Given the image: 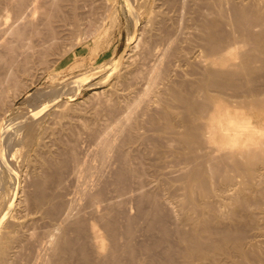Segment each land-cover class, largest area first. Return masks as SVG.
<instances>
[{"label":"rangeland","instance_id":"rangeland-1","mask_svg":"<svg viewBox=\"0 0 264 264\" xmlns=\"http://www.w3.org/2000/svg\"><path fill=\"white\" fill-rule=\"evenodd\" d=\"M17 1L19 2L20 0H0V34H2L0 35V78L2 79L0 82H5L3 85L0 83V89L5 90L3 88L5 86L7 89L5 90L7 94L4 96V99L7 97V100H5L3 105H0V130L3 131L2 133L5 134V138L10 143L12 159L14 158L15 160H13L16 162L14 170L5 166L3 162H0V237L1 235L3 236L0 238V249L3 246L5 247L4 257L6 261L8 260L7 263L10 264V260L14 258L15 260L12 259L13 262L18 261V264H44L47 262L46 259L49 262L48 264H53L52 260H55V256L52 257L53 254L48 246V239H50L53 231L64 236L67 234V238L69 237V239L74 240L77 235L74 222L79 220L82 216L81 214H83V217L80 218L81 221H85L86 223L91 221L92 216L89 215V208H86L88 207L89 200L85 193L103 189L102 192L105 193V196L114 197L125 184L124 196L119 195V192L117 194L118 197L115 198V196L112 199L114 205H118L115 206L116 208L113 207L116 215L120 216L123 214L121 216L122 221L118 218L119 223H122L121 226H124L126 223L124 213H127L126 217L134 216V219L137 218L134 220V223L138 225L135 226L133 223V228L136 230L135 239L137 241L135 240V242L138 244L142 242L143 245H152L162 240L158 248L159 251L169 243L177 244L178 237L173 233L176 227L175 217L181 216L182 212L187 210V208L185 210L182 209L183 205L188 203L186 202L187 198L184 199L186 196H183L186 192H184L185 190L182 188L183 183H181L182 171L187 167L191 169L194 164L184 161L186 157L191 158L192 153L185 149V146L183 147L177 142L174 131H172V134L171 131H168L169 129H166V119L164 118L166 115L169 116L170 113L169 117L173 116L170 119L173 125H175L174 130H182L180 121L178 120L181 118V115H184L183 113L185 115L188 113L183 108L184 104L182 105L179 102L180 100L183 102L182 98L179 100L176 97L180 94L182 96V93L185 94L186 92L190 93L194 91L195 93L192 81L195 80V77L200 76L202 67L199 65L197 59H204L206 54L209 59V56L212 54L204 47L206 53H203L205 50L202 52L204 56L201 53V49H203H200L202 35L198 29L201 22L203 23L204 20L211 19L212 16H217L215 17L217 19L221 20L223 18L226 24L225 27H227V29L225 28L226 31H234L237 24L231 25L229 22L231 17L229 4L234 1L241 2L242 4L247 0H228V2L227 0H221V2L217 0L218 5L215 2L216 0H37L38 3H36L41 6L43 5V9L46 7V13H49L50 19L52 18L50 24L55 23L50 26L53 30L55 27V37L57 38L52 42H49L50 33L47 34L50 27L48 30V26L44 23L46 15L40 13V10H37L39 12L33 10V3L30 2L32 0H21L23 1L21 4ZM50 1L56 2V5ZM16 3L20 6L22 5L19 7L21 11L24 10L23 13L32 14L31 16L26 15L27 17L24 16L25 19L28 18L25 20V23L28 20L26 25L19 24V27H21L19 32L21 34L13 33L9 29L7 30L9 25L14 22L15 16L18 13L16 12L18 10H15L17 9L16 5H18ZM216 8L223 11L220 13ZM214 9L219 12V16L223 14L221 15L222 18H218V14L216 13V15L213 12L215 11ZM23 13L22 15H24ZM42 16L44 19H42ZM21 23L24 22L22 21ZM22 27L25 29L23 30ZM34 28H38L37 34L34 33ZM237 32L236 35L239 38L240 44L239 50H243L245 46H243L242 37L240 39V33ZM136 37L140 39L138 40L139 43L136 40L138 45L134 41ZM30 40L35 44L34 49L36 52L35 50L31 51L33 54L29 52L31 49L23 47L24 43ZM128 53H130L129 56L127 55ZM198 53H201L202 55H199L202 57L197 58L199 57ZM26 56L28 57V72L24 74L18 72L15 76L16 80L13 76L6 80L7 70H10V61L17 60L16 63H20L19 65L13 64V72H15L16 67L19 69L23 65L22 62L24 61L23 59L27 58ZM258 84H260L259 81ZM180 89L182 93L180 92L179 94ZM174 91H176V96H174L175 93L173 94ZM211 94H214V91ZM194 97L196 98V96ZM223 99L225 101L230 100V98L225 97ZM39 104L41 111L36 118L18 123L20 121L18 118L22 116L25 110L30 107H37ZM164 111H168L169 113L165 112L164 114ZM179 111L183 113L181 114ZM249 113L256 115L253 119L254 121L257 120L255 128L261 130L256 134L255 140L261 141V138L264 140V112L254 109ZM126 116L129 118L126 119ZM152 120L153 122H151ZM25 122L27 123L26 125L24 124ZM30 122L31 124H29ZM176 126L178 129H176ZM122 130L123 132H121ZM118 133L122 134L119 135ZM262 150L264 151V145L258 151V154L261 155L260 157L264 156V152L261 153ZM103 152H107V155ZM120 152L123 154L127 153V167L129 168L130 166L131 168L134 167V170L137 169V174L140 177L133 180L134 176L128 173V175H125L127 178L123 179V177V180L121 179L124 181V185L120 181L123 187L121 184L118 185L119 181H117L119 180L117 174L122 166L118 156ZM260 157L257 159L261 160ZM189 158L186 159L188 160ZM131 161L134 162V166ZM64 181L65 183H63ZM135 185H139L137 187L138 190ZM82 190L84 192L88 190V192L84 193ZM166 192L170 194L167 195ZM151 193L156 194V196L160 195L158 197L160 200L162 198L167 201V204L162 206L161 211L163 216H165V227L170 231V234L167 236L168 240L163 238L162 226L160 224L157 225L159 222L152 220L153 217L155 219L156 217L149 208L151 207L150 202L146 199V194L151 195ZM20 196L21 202L18 205L17 201ZM119 197L120 200H117ZM117 201L119 203H116ZM120 202L123 204H120ZM126 203L129 204L126 205ZM64 204L69 206L68 209ZM52 207H54L53 210L50 209ZM48 209L52 210L51 213ZM77 210L82 211L81 214H78L79 211ZM138 210L143 211L138 212ZM44 211H47L46 214ZM61 212L63 215H61ZM65 212L71 213H68L70 218L64 216ZM84 215L86 216L85 218ZM15 216L23 222L18 226L14 225L15 227H12L13 222H11V218L13 219ZM62 217L63 219L61 220ZM65 219L69 220H66L67 222L63 221ZM182 227L188 231L187 226L182 225ZM21 230L22 232H20ZM100 231L102 230L100 229ZM105 235L102 232L104 241L102 252L105 253H101L100 256L98 255L99 257L94 256V263H99L106 257L109 239ZM259 245L263 246V243L259 242ZM14 253L16 254L14 255ZM122 258L125 260L124 257ZM62 259L64 260V264H82L80 259L76 255L72 256L71 253L64 254Z\"/></svg>","mask_w":264,"mask_h":264},{"label":"bare ground","instance_id":"bare-ground-1","mask_svg":"<svg viewBox=\"0 0 264 264\" xmlns=\"http://www.w3.org/2000/svg\"><path fill=\"white\" fill-rule=\"evenodd\" d=\"M51 1H55V0H51ZM21 2L23 3V1H21V0L18 3L21 4ZM30 2L33 3V10L34 11L39 12L37 10H40L41 11L40 13H43L46 15V19H45L44 23L48 26L47 27V29H48L52 24V23L50 24L52 18L50 19L49 13H46V11H47L46 7L44 8L45 9L44 10L42 8L43 5L41 6V5L37 4L38 3L37 0H32ZM215 2L217 3V0ZM220 2H221V0H220ZM227 2H228V0H227ZM18 3H16V4H18ZM51 3H54L56 5V2H51ZM19 4L16 5L17 9H15V10H18V11H16L18 13L15 16L14 22L11 23V25H9L8 28L7 27L6 28H7V30L9 29L10 31H12L13 33L21 34V32H19V29L21 27H19V26L23 25V24L26 25L28 20L26 21V23H25V20L28 18L25 19L24 16H26L28 14L23 13L24 10L23 11L20 10L21 9L20 7L22 5L20 6ZM218 4L219 3H217V5ZM229 6H230L229 7L230 12L229 13L231 14V17H232V18L230 17L229 22L231 25L235 24V23L237 24L236 26L239 28H237L235 26L236 28H234V29H236V30H234V31L230 30L231 32L226 31V29H227V27H225L226 24H225L223 18L221 17V15H223V14H220V16H219V12L216 11L217 8L214 9L216 12L215 11H213V12L215 14L217 13L218 18L219 17L222 18L221 20L215 18L217 16H212L211 19H208V17H207L208 20H206V21L204 20V22L203 23L201 22V25H199V28L197 27L201 31V35L203 36V39L201 36L202 44L200 45L201 46L200 49L204 47L205 49H208L207 51L209 53H212V54L210 55L208 53L210 55L209 59H208V56H206L207 54L204 56V54L206 53V50L204 48L201 49L202 50L201 53L205 50L203 52L204 54L202 53L204 56V59H203V58H200V56L202 54L198 53L199 57H197V58H200V59H197V61H198L199 65H201L202 67H201V70L198 69V70H200V74H199L200 76H198L197 78L195 77L194 78L195 80L193 79L194 81H192V84L195 87V93H194V91H192L190 93L186 92V90L188 88L185 90V92L188 94H186L185 92H184L185 94H183L181 92V89L179 92L177 91L179 94L181 92L182 96H180L181 94L180 95L178 94L180 97L177 96L176 98H179V100H180V98H182L183 102H181V100L179 102L182 103V105L184 104L183 108H185L187 113H188L185 115V113L182 112L184 115L183 116L181 115V118L179 117L180 119L178 121H180L179 123H180V127L182 128V130H180V131L174 130L175 125H173V122H171V119H170L173 116L169 117L170 113L168 111H164V114H165V112L169 113V116L166 115L165 118L163 117L164 119H166V124H165L166 129H169L168 131L169 132L171 131V133H172V131H174V133H175L174 135L177 136V137L175 136V138L177 139V142L180 143L183 147L185 146V149H187L188 151H190L192 153L191 158L186 157L184 155V157L189 158L188 160L185 158L186 160L184 159V161L189 162V163L192 162L194 164V165H192L193 167L190 166V167H192L191 169H189V167H187L188 168V170H187V168L185 167L186 169H184V171H182L183 175H182V182L181 183H183L182 188H184V190H185L184 192H186L185 195L183 194V196H186L184 199L187 198L186 202H188V203L184 204V205H183V203H181L184 206L182 210H185V208H187V210L183 211L182 214L179 213V214H181V216L175 217L176 227L174 228L173 233L178 237V243H177V241H176L177 244L169 243L163 249H160V251L158 250V248L160 247L162 240H160L161 242H157V243L155 242L152 245H143L142 242L140 244H138L137 242H135V240H136L135 239V231L136 230L133 228V226L135 225L134 220H136L137 218L134 219L133 218L134 216L131 217L130 215H129L130 217H126L128 214L124 213L125 212L124 211L123 213L125 216L124 218L126 220V223L124 226H121L122 223L121 224L119 223V220H121V216L123 214L121 213L122 215H120V216L116 215L114 208H116L115 206H118V205H116V204L114 205V202L112 199H114L115 196H116L115 198H117L118 197L117 194H119V192H120L119 195L124 196V194H125L124 188L126 187L125 186L126 184L124 185V181H122V180L125 179V177H126L125 175H128V173H129V175L130 174L133 175L134 176L133 180H134V178L139 177V174H137V172H138L137 169L134 170L135 169L134 167L133 168H131L130 166H129V168L127 167V164H126V160L128 158V157L126 158V156H128V155H126L127 153L123 154L122 152H120L118 156H119L120 163L122 166H121V169L119 170V172L117 174V177L119 179L117 181H119L118 185H120L122 183L124 185V187L121 184V186L123 188L120 187L121 189L118 191V193L116 195H114V197L110 196L111 199L109 196H108L109 197L108 198L107 196L104 195L105 193L102 192L103 189L102 190L99 189L97 191L95 190V192L94 191L88 192V190L85 191L88 193H85L82 190L88 196L89 204L87 205L88 207H86V208L87 209L89 208V213H90L89 215L92 216L90 219L91 221L88 220L89 222H87V223L85 221H81L80 218L83 217V214H81L82 211L81 212L79 211V210H81L80 209L81 207H80V208H78L79 210H77V211H79L78 214H81L82 216L80 217V215H79L80 221L76 220V222H74L75 223L74 228H75V232L77 234L76 235L77 238L75 237L74 240H71V239H69V237L68 238L66 237V235H67L66 233H65L66 235L64 236V235H60L58 233H54V231H53V233L50 235V239H48L49 250L53 254L52 257L55 256V260H52L54 258L51 259L54 262L53 264H64V260L62 259V257L66 253H69V254L71 253L72 256L76 255L80 259L82 264H264V156L260 157L261 155L258 154L259 149L261 150L262 145H264V140H262V138L260 139L261 141L255 140L256 134L259 133L261 130L259 128H255L256 127L255 124H256L257 120L254 121L253 119H254V116H256V115H252L249 113L251 110H254V109H259V112H264V0H247L245 3H242V4H241V2L238 3V2L234 1V2H231L229 4ZM219 8H221V7H219ZM218 11H220V10H218ZM221 11H223V10H221ZM221 11H220V13H221ZM22 13L24 15H22ZM31 15H28V16H31ZM23 18H24V20H22ZM42 19H44L43 16H42ZM22 21L24 23H21ZM181 22H182V20H181ZM54 24H52V25H54ZM6 28H5V31H6ZM22 29H23V27H22ZM37 29L34 28L35 34L38 33ZM50 30L48 31L47 34L50 33L49 42L50 41L52 42V41H55V38H56L55 37V27H54V30L51 29V27H50ZM20 31H22V30H20ZM237 31L240 33L239 34L240 39L242 37L243 46H245V48L243 50H239L240 44L238 41L239 38H237L238 36L236 35ZM0 35H2V34H0ZM17 36H19V35H17ZM24 36H25V34H24ZM27 36H28V34H27ZM49 36L47 35L48 38H49ZM37 37H38V35H37ZM134 39H135L134 40L135 42H136V40L137 41L140 40V39H137V37ZM178 39H179V37H178ZM20 40H21V38H20ZM31 40L25 42L23 45V47L25 46L28 49H31L30 51L27 49L29 52H31V51L33 52V50H35L34 49L35 44L32 43ZM138 43H139V41H138ZM138 43L136 42L137 45H138ZM132 48H135V47H132ZM35 52H36V50H35ZM160 54H161V52H160ZM199 54H201V55H199ZM127 55L129 56L130 53H128ZM23 60H22L23 65H21L19 69H17V67H16L15 72H13L14 71L13 66L15 65L17 60L16 61L11 60L10 63L8 62L10 70H7L8 73L5 76L6 80H8L7 78L12 77V76L16 80L15 76L17 75L18 72H21L23 74L28 72V69H29V67H27L28 57L23 59ZM155 62H157V61H155ZM159 62H160V60H159ZM16 64L19 65L20 63H16ZM193 75H195V74H193ZM161 76H162V74H161ZM188 76H189V74H188ZM151 77H152V75H151ZM0 80H2V79L0 78ZM10 80H11V78H10ZM258 81L260 84H258ZM261 81H262V83H261ZM0 83H2L1 85L5 84V82L3 83L2 81ZM17 83H18V81H17ZM5 87H3V88L5 90H7ZM177 89L179 90L178 87H177ZM5 90L0 89V103H1L0 105H3L5 100H7L6 99L7 97H5V99H4L5 94H7V93H5L6 92ZM210 91L211 92L214 91V94H211ZM175 92L176 91H174L173 94ZM146 94H147V91H146ZM197 95L199 98L197 97ZM174 96H176V93ZM194 96H196V98ZM223 97L230 98V100L226 99L227 101H225L223 99ZM165 106H167V105H165ZM178 106H180V105H178ZM0 108H1V106H0ZM30 108L25 110L22 113V116L20 118H18V119H20V121L18 123H21L22 121L29 120L31 118L33 120L34 118H36L39 115V113L41 111L40 104L37 107L34 106V108H31V109ZM184 112H185V110H184ZM118 113H120V112H118ZM164 114H163V116H164ZM154 115H156V114H154ZM128 118L129 117L126 116V119H128ZM32 120H31V122H32ZM144 121H146V120H144ZM31 122L29 124H31ZM151 122H153V120ZM24 124L26 125L27 123L25 122ZM127 124H128V122H127ZM19 126L21 127V125H19ZM164 127H163V130H164ZM0 128H1V126H0ZM176 129H178V127ZM7 131H8V129H7ZM2 132L3 131L0 130V162L1 163L3 162V164H5V166L14 170L16 168V162L14 161L15 160L14 158H13L14 160L12 159L11 150H10V143H8V140L5 138V134ZM121 132H123V130ZM121 134H119V135H121ZM176 139H175V141H176ZM131 141H133V140H131ZM148 142H149V140H148ZM87 144H88V142H87ZM97 145H99V144H97ZM110 145H112V144H110ZM72 147H73V145H72ZM70 149H72V148H70ZM138 151H139V149H138ZM184 151H186V150H184ZM263 152L264 151L262 150L261 153H263ZM103 153H105V152H103ZM63 154H65V153H63ZM148 155H150V154L148 153ZM168 155H170V154H168ZM69 156H71V154H69ZM178 156L180 157V155H178ZM72 157H73V155H72ZM184 157H182V158H184ZM259 157L261 160L257 159ZM104 158H105V155H104ZM73 159H75V158H73ZM159 159H161V158L159 157ZM85 161H87V160H85ZM254 162H257V163H254ZM103 163H105V162H103ZM133 163L134 162H132V165H133ZM190 164H188V165H190ZM176 166H177V162H176ZM181 167H182V164H181ZM83 168H84V166H83ZM109 173L111 174V172H109ZM135 176H137V177H135ZM142 177H143V175H142ZM46 178H44V179H46ZM139 180H141V179H139ZM148 180H150V179H148ZM120 181H122V182L120 183ZM143 181H146V180H143ZM43 183H41V184H43ZM63 183H65V181ZM125 183H126V181H125ZM179 183H180V181H179ZM41 184H40V186H41ZM95 186H96V184H95ZM95 186H93V187H95ZM138 186H136L137 190H138V188H137ZM52 187H53V185H52ZM39 188H42V187H39ZM66 190H67V188H66ZM158 190H160V189H158ZM77 192H78V190H77ZM79 192H81V191L79 190ZM83 192H82V194H83ZM154 192H156V191H154ZM126 193H127V191H126ZM147 194H148V192H147ZM147 194H146V199L150 202V205H151V207H149V208L151 209V212L153 213V215L156 217V219L153 217L152 220H154V221L156 220V222L157 221L159 222L157 225L160 224L162 226V227L161 226L160 227L163 230L162 231L163 238L167 239V236L170 234V231L168 229H166V227H165V224H164V222H165L164 217L165 216H163L162 211H161L162 206L164 204H167V201H165L166 199H162V198L160 200V198H158L160 195L156 196V194H154V193L153 194L151 193V195H147ZM166 194H167V192H166ZM169 194H167V195H169ZM178 194H181V193H178ZM20 195H21V193H20ZM122 196H120V197H122ZM120 197L117 200H120ZM175 197H177V196H175ZM180 197H182V196H180ZM35 198H37V197H35ZM43 198H44V196H43ZM172 198H174V197H172ZM86 199H87V197H86ZM130 199H131V196H130ZM171 200H173V199H171ZM115 201H116V199H115ZM183 201H181V202H183ZM20 202H21V196L19 197L17 204L19 205ZM53 202H54V200H53ZM39 203H41V202L39 201ZM116 203H119V201H117ZM121 203L122 202H120V204ZM132 203H134V202H132ZM135 203H136V201H135ZM127 204H129V203H126V205ZM51 205H52V203H51ZM64 205H66V204H64ZM68 205H69V203H68ZM130 205H131V203H130ZM119 206H121V205H119ZM181 206H179V207H181ZM49 207H51V206H49ZM68 207L69 206H67V209H68ZM50 209L53 210L54 207H52ZM50 209H48V210H50ZM61 209H62V206H61ZM67 209H66V211H67ZM76 209H77V207H76ZM52 210H50V213ZM74 210H75V208H74ZM122 210H124V209H122ZM37 211H38V209H37ZM139 211H141V210H138V212ZM180 211H181V209H180ZM46 212H45V214H46ZM83 212H85V211H83ZM68 213L71 214L70 212H68ZM68 213L65 212L64 216H67V218H70ZM61 215H63V213ZM148 215H150V214H148ZM117 216H119V217H117ZM135 216H136V214H135ZM63 217L61 218V220L63 219ZM71 217H72V215H71ZM85 217L86 216L84 215V218ZM118 218H120V219L118 220ZM8 220H10V219H8ZM66 220L68 221L69 219H65L63 221H66ZM82 220H84V219H82ZM11 222H13V225L11 224L13 227L14 225H17V226L20 225L21 222H23V221L18 220V218H16V216H15V217H13V219L11 218ZM133 223H134V225H133ZM137 225H135V226H137ZM182 225L187 226L188 231L186 229L184 230ZM98 226H99V228H98ZM100 229L102 231H100ZM20 232H22V230ZM102 232H104L106 234L105 237H107L109 239V246L107 247L108 249H107L106 257L105 258L102 257L103 259L99 263L98 262L94 263V260H93L94 256H98V255L100 256L101 253H105V252H102L104 249V241H103ZM150 232H151V230H150ZM47 234H48V232H47ZM1 237H3V236L1 235ZM136 238H137V236H136ZM41 239H42V237H41ZM27 240H29V239H27ZM120 240H121V242H120ZM259 242L263 243V246L259 245ZM41 243H40V245H41ZM29 247H30V245H29ZM89 247L91 248V251H90ZM45 250H46V248H45ZM13 252H11V253L13 254ZM15 254L16 253H14V255ZM4 255H5V247L3 246L0 249V264H9V263H7L8 260L6 261ZM122 257H124L125 260H123ZM9 258H11V257H9ZM12 259H14V258H12ZM12 259L10 260V264H14V262H15V261L13 262ZM46 261L47 262H45L44 264L49 263L47 259H46ZM17 262L18 261H16L15 264Z\"/></svg>","mask_w":264,"mask_h":264}]
</instances>
